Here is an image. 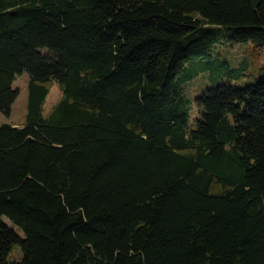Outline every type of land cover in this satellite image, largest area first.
Here are the masks:
<instances>
[{
	"label": "trees",
	"instance_id": "obj_1",
	"mask_svg": "<svg viewBox=\"0 0 264 264\" xmlns=\"http://www.w3.org/2000/svg\"><path fill=\"white\" fill-rule=\"evenodd\" d=\"M246 43L264 0H0L1 112L30 77L0 124V264H264V77L226 54Z\"/></svg>",
	"mask_w": 264,
	"mask_h": 264
},
{
	"label": "rangeland",
	"instance_id": "obj_2",
	"mask_svg": "<svg viewBox=\"0 0 264 264\" xmlns=\"http://www.w3.org/2000/svg\"><path fill=\"white\" fill-rule=\"evenodd\" d=\"M227 57H230L234 62L235 67H242L244 74L240 77V82L255 81L258 78L264 77V51L255 50L252 43L228 45L226 51ZM29 74L24 72L19 75L15 81V87L19 89V96L12 107L10 116L0 111V124L9 123L15 126H21L26 121L29 102ZM208 82L206 75L196 78L189 86V95L195 101L196 94L204 88ZM210 87V86H209ZM62 96L60 87L57 82L53 83L51 91L47 96L44 105V115L47 116L53 110L54 106ZM195 103V102H194ZM195 105L194 115L198 114ZM8 223L9 220H7ZM20 231V230H19ZM21 232V231H20ZM22 233V232H21ZM22 257V250L20 246H16L11 252L9 258L12 260H19Z\"/></svg>",
	"mask_w": 264,
	"mask_h": 264
}]
</instances>
